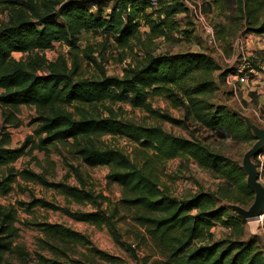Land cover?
Returning <instances> with one entry per match:
<instances>
[{
	"label": "trees",
	"instance_id": "trees-1",
	"mask_svg": "<svg viewBox=\"0 0 264 264\" xmlns=\"http://www.w3.org/2000/svg\"><path fill=\"white\" fill-rule=\"evenodd\" d=\"M233 1L239 12L236 20L244 23L246 34L264 36V0ZM113 3L109 10L103 0H0V199L7 198L22 181L56 191L71 203L93 207L92 211H73L33 195L17 206L0 203V264H85L71 258L76 246L91 249L110 264H122L120 259L95 249L86 235L49 222L25 223L45 237L40 242L48 255L38 251L32 254L18 242V213L36 209L59 211L76 222L107 228L121 249L134 254L118 228L124 212L142 230V241L152 244L164 264H264V250L257 241L241 239L246 220L232 209L234 205L248 209L255 201L254 192L247 186V174L241 163L215 150L226 141L255 144L257 139L239 112L213 102L220 88L226 86L228 75L239 68L250 75L263 69L253 57L239 68L223 69L204 52L155 55L148 51L138 64L126 68L122 77L105 73L84 77L80 53L90 59L94 51L81 50L83 33L104 32L116 47L127 49L133 40H140L143 26L150 30L148 40L166 37L168 30L179 31L175 17L190 11L180 0H159L160 9L155 10L148 0ZM217 36L224 41V36ZM57 43L69 48L71 62L63 55L49 61L41 54L54 50ZM16 53L23 57L16 59ZM160 96L182 109L183 118L152 110L150 98ZM118 103L147 110L172 126L193 124L195 132L207 131L208 135L202 139L192 133V138H185L159 124L123 120L106 106ZM100 106L105 112L99 111ZM23 107L37 113L29 123L33 132L21 146L13 148L12 131L24 124ZM106 136L138 146L141 160L134 161L121 149L103 146L100 140ZM59 145L90 169L108 167L106 179L122 189L118 204L97 194L90 177L74 164L66 163L65 180H50L55 176L51 147ZM35 152L45 155L51 171L38 173L15 166L24 157L41 165ZM176 159L195 163L222 183L213 193L201 190L187 198L176 197L161 180L165 164ZM70 177L76 185L68 182ZM217 225L231 227L238 237L216 240L212 230Z\"/></svg>",
	"mask_w": 264,
	"mask_h": 264
},
{
	"label": "rangeland",
	"instance_id": "rangeland-1",
	"mask_svg": "<svg viewBox=\"0 0 264 264\" xmlns=\"http://www.w3.org/2000/svg\"><path fill=\"white\" fill-rule=\"evenodd\" d=\"M169 2L173 0H167ZM182 1V0H180ZM103 4L111 8L114 3L113 0H103ZM186 7L190 11L185 14H180L175 17L180 25V30L176 32H169L166 37L148 40L147 35L150 32L148 27L143 26L140 29V40H133L127 49L116 47L112 39H110L104 32H85L81 35L79 46L81 50H93L90 59L85 58L84 53H80V60L82 62L81 75L84 77L101 76L105 73L108 76L122 77L124 70L129 66H134L139 63L148 51L153 52L155 55L165 53H181V52H204L212 56L223 69L239 68L240 65L250 57H253L260 64L263 69L257 72L258 79L251 87L264 86V36L255 34H246V28L243 22H238L236 16L239 15L236 2L233 0H187ZM156 8H154L155 10ZM160 9V7H157ZM192 9V10H191ZM110 10V9H109ZM151 12V11H150ZM202 14L207 25L215 30L217 47L209 43L206 37L203 26L197 24L196 14ZM3 18V13L0 11V19ZM224 36V41L218 40V36ZM242 41L244 44V51L238 49V43ZM46 59L53 61L58 56L63 55L70 60V50L67 46L57 43L54 50L42 52ZM16 59H21L22 54H14ZM240 69V68H239ZM242 69V68H241ZM219 73H216L218 76ZM253 75V74H252ZM251 77L250 80H252ZM258 94L251 88L237 87L236 94L230 96L226 86H222L220 91L215 95L214 103H224L232 108L241 111L249 118L252 124L264 129V122L260 121L264 118V89ZM1 93V90H0ZM152 110L161 113L169 114L170 116L182 119L184 116L183 110L172 106L170 101L165 97H152L149 100ZM116 111L119 117L126 121H131L137 124L153 126L161 125L163 129L169 133L185 138H192V133L196 134L198 138H205L207 131L195 132V126H172L167 122H161L159 118L147 110L133 109L127 103H118L116 105L107 104ZM259 107V116L253 110ZM100 112H105L103 106L99 107ZM36 111L32 108L23 107L21 119L24 124L21 128L15 129L13 133L12 147L21 146L26 137L31 135L33 127L29 125L31 118L36 115ZM1 115V113H0ZM107 115V114H106ZM245 119V117H244ZM0 117V127H1ZM103 146L115 147L124 151L134 161L141 160V152L139 147L133 145L126 139L103 137L101 138ZM254 144H232L226 141L218 144L215 147L216 151L223 152L226 156L232 158L235 162L243 163V159L247 151H249ZM34 156L41 161H33L30 157H24L16 163L18 169H31L38 173L44 170L51 171V167L45 160V155L41 152H35ZM51 160L55 163V176L49 177L50 180L62 181L65 180L68 173L66 163L78 166L81 171L90 177V182L94 185L97 194H103L108 197L115 205L118 204L122 198V189L117 184H111L106 179L109 173L108 167H98L90 169L77 161L69 153L67 147L62 145L51 147ZM255 158H253V162ZM255 163V162H254ZM161 180L167 184L171 192L178 198H187L202 191L216 192L217 187L222 181L216 178L213 174L200 169L193 162H184L180 159L169 161L164 166ZM260 182L264 185V172L260 173ZM72 185L77 182L73 177L67 179ZM32 195L37 198H44L61 207H69L73 211H92L93 207L90 204L77 205L69 202L56 191L47 190L39 185L33 183L19 182L14 187V191L4 199H0V203L4 205H16L19 201L28 202ZM223 205L229 206L224 203ZM263 215L246 220L244 224V234L242 240L255 239L260 247L264 250V211ZM124 218L118 222V228L123 237V240L131 245L135 250L134 254H130L121 249L113 240L107 228L98 229L92 225L76 222L68 216L59 211L36 209L32 213H26L19 210L18 217L20 228L19 243L24 244L32 254L37 251L48 255V252L42 250L41 240L45 237L36 228L27 227V222H49L54 224H62L75 231H78L91 239L94 248L105 252L108 255L120 259L122 264H164L163 260L153 249L149 241L143 242L141 239L142 230L135 224V222L123 212ZM216 240L234 239L238 237L234 232L221 233L214 230ZM71 258L83 261L85 264H110L96 257L95 253L89 248L83 246L73 247Z\"/></svg>",
	"mask_w": 264,
	"mask_h": 264
},
{
	"label": "water",
	"instance_id": "water-1",
	"mask_svg": "<svg viewBox=\"0 0 264 264\" xmlns=\"http://www.w3.org/2000/svg\"><path fill=\"white\" fill-rule=\"evenodd\" d=\"M245 121L257 139L253 147L245 154L242 163V169L247 174V186L254 192L255 201L248 209L238 205L232 206V209L243 219L250 220L262 216L264 211V185L260 182V173L252 161L264 148V129L252 124L247 118Z\"/></svg>",
	"mask_w": 264,
	"mask_h": 264
},
{
	"label": "built area",
	"instance_id": "built-area-1",
	"mask_svg": "<svg viewBox=\"0 0 264 264\" xmlns=\"http://www.w3.org/2000/svg\"><path fill=\"white\" fill-rule=\"evenodd\" d=\"M148 1L150 2L152 8H157L159 6V0H148ZM182 2L184 4H187V0H182ZM195 14H196V20L198 22L197 24L203 26V31H204L206 37L208 38L209 43L214 45L215 47H217L218 45H217V39H216L215 30L212 27H210L209 25L206 24L205 19H204L202 14H197V13H195ZM237 47L242 52L244 51V44H243L242 41H240L238 43ZM256 73L257 72H255V73L253 72V75L252 74L251 75L250 74H246L244 72V69L240 68L235 74L228 75V77L226 78V83L225 84H226L227 88L230 89V91H232L234 94H236L237 87L239 86V87H241L243 89L248 87V81ZM255 165H256L257 170H258L259 173H263L264 172V152H260L256 156ZM214 230L215 231L218 230L221 233H231L232 232L231 227L220 226V225H217V226H215L213 228V230H212L213 233H214Z\"/></svg>",
	"mask_w": 264,
	"mask_h": 264
},
{
	"label": "crops",
	"instance_id": "crops-1",
	"mask_svg": "<svg viewBox=\"0 0 264 264\" xmlns=\"http://www.w3.org/2000/svg\"><path fill=\"white\" fill-rule=\"evenodd\" d=\"M257 76H258V74H255V75L253 76V79L248 81V87L251 88V90L254 91V92L257 91L258 94H259V93L263 92V91H260V90L264 89V86H263V85L260 86V87L256 86V87H253V88L250 86L252 82H253L254 84L258 83V82H255V81L258 79ZM256 77H257V78H256ZM262 99L264 100V96L262 97ZM262 104L264 105V102H263ZM233 109H234V108H233ZM234 110H235L236 112H239L243 117L249 119V118L246 117L245 114L242 113L241 111L236 110V109H234ZM253 112H254L256 115H258V114H259L258 112H260L259 107H258L257 110H253ZM258 116H259V115H258ZM263 118H264V117H263ZM260 121H263V122H264V119H263V120H260ZM256 126H257V125H256ZM258 127H259V126H258Z\"/></svg>",
	"mask_w": 264,
	"mask_h": 264
}]
</instances>
